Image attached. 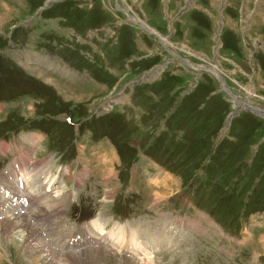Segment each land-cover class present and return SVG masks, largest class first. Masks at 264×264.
<instances>
[{
	"label": "rangeland",
	"instance_id": "374dc122",
	"mask_svg": "<svg viewBox=\"0 0 264 264\" xmlns=\"http://www.w3.org/2000/svg\"><path fill=\"white\" fill-rule=\"evenodd\" d=\"M11 141L60 185L30 180L26 206L0 192V225L21 221L0 229V264H38L27 238L53 264H264V0H0V150ZM67 158L120 178L83 190ZM137 204L144 257L89 246L94 221L66 247Z\"/></svg>",
	"mask_w": 264,
	"mask_h": 264
},
{
	"label": "bare ground",
	"instance_id": "6f19581e",
	"mask_svg": "<svg viewBox=\"0 0 264 264\" xmlns=\"http://www.w3.org/2000/svg\"><path fill=\"white\" fill-rule=\"evenodd\" d=\"M140 23V22H139ZM140 25V24H139ZM216 71V70H215ZM217 74V73H216ZM237 102V101H236ZM20 166H21V164H19ZM51 186V185H50ZM56 200V199H55ZM51 201V204H50V208L52 209H55V205L57 206V204H58V201ZM49 203V202H48ZM54 204V205H53ZM53 205V206H52ZM57 208V207H56ZM45 212V211H44ZM24 219V218H23ZM16 222H21L20 220H19V218H15V221L13 222V223H11L10 222V220H8V221H4L3 223H1V225H0V229L3 231V232H5L7 235H12V233L14 232V231H17V225H16ZM93 223H95V222H92V224ZM26 224V223H25ZM30 226V225H29ZM28 226V227H29ZM32 228V233L33 232H35V231H37V230H35V228H33V226H31ZM26 228V227H25ZM92 230L94 231L95 230V232H97V231H99V233L101 234L102 232H103V230H105V228H103V225L99 222V224H93L92 225ZM120 228V226H117V229H116V227L110 232V234H109V236H110V239L108 238V241H109V243H110V241H113V243H114V248H117V249H119L120 251L121 250H127V251H129V250H131V251H133V252H138V253H140L139 252V250H141V248H139L140 246L136 243V242H134L133 240H131V238H129L128 240H127V242H124V241H120V238H119V236H120V233L119 234H117V230ZM31 233V232H30ZM132 233H134L133 231H130V235L132 234ZM5 234V235H6ZM41 234V233H40ZM122 234L124 235V236H126L125 234V231L124 230H122ZM104 235H106V234H104ZM40 236V235H39ZM154 236V235H153ZM161 236L162 237H165L164 236V233L163 234H161ZM65 237V236H64ZM106 237V236H105ZM104 237V239H106ZM8 238V237H7ZM31 238H37V237H31ZM88 238H90V237H88ZM28 239V238H27ZM26 239V243H25V245L23 246V247H25L26 245H28V247L26 246V250H25V252L27 253V254H29L31 257H34L33 259H34V261H35V263H38V264H40V263H42V264H53L52 263V261H49V260H47L45 257H42V256H40L39 254H34L33 253V251H34V248H33V245H35L34 243L32 244L30 241H28ZM35 240V239H34ZM107 240V239H106ZM34 242V241H33ZM38 243H40V242H38ZM147 245V244H146ZM35 247V246H34ZM50 247V246H49ZM76 247V246H75ZM52 249V248H51ZM54 249V248H53ZM52 249V250H53ZM33 250V251H32ZM40 251H41V249H39ZM54 251V250H53ZM37 253V252H36ZM50 253H51V251H50ZM53 254V253H52ZM51 254V255H52ZM42 255V254H41ZM47 256V255H46ZM66 257H68V256H66ZM76 257H77V255H76ZM75 256H73L72 258H71V260H72V264H84V262H83V260H81V259H78L77 258V260H73L74 258H76ZM49 258H50V260L52 259L51 258V256L49 255ZM31 259V258H30ZM67 260H69V259H67ZM32 262H33V260H32ZM68 264V263H67Z\"/></svg>",
	"mask_w": 264,
	"mask_h": 264
},
{
	"label": "crops",
	"instance_id": "0c3cea01",
	"mask_svg": "<svg viewBox=\"0 0 264 264\" xmlns=\"http://www.w3.org/2000/svg\"><path fill=\"white\" fill-rule=\"evenodd\" d=\"M108 156H107V158L105 159V160H108ZM97 162H98V164H99V162H100V159L99 160H97ZM114 162V161H113ZM97 164V165H98ZM91 166V165H90ZM117 177H118V175H116V177H114V174L113 173H109L108 174V177H103V180L105 181V182H107V183H110L113 179H117Z\"/></svg>",
	"mask_w": 264,
	"mask_h": 264
},
{
	"label": "water",
	"instance_id": "95a60500",
	"mask_svg": "<svg viewBox=\"0 0 264 264\" xmlns=\"http://www.w3.org/2000/svg\"><path fill=\"white\" fill-rule=\"evenodd\" d=\"M183 14V11H181V13L179 14V16H181ZM247 109H249L250 111H251V108L249 107V108H247ZM252 110H254V109H252ZM236 115H238V113L236 112V113H234L233 115H231L230 116V118H229V122H231V120H232V118H234ZM229 125V124H228Z\"/></svg>",
	"mask_w": 264,
	"mask_h": 264
}]
</instances>
